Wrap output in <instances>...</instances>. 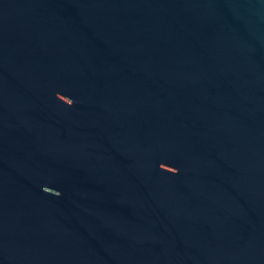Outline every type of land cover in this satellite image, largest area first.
Returning <instances> with one entry per match:
<instances>
[{
    "label": "water",
    "instance_id": "95a60500",
    "mask_svg": "<svg viewBox=\"0 0 264 264\" xmlns=\"http://www.w3.org/2000/svg\"><path fill=\"white\" fill-rule=\"evenodd\" d=\"M0 264H264V0H0Z\"/></svg>",
    "mask_w": 264,
    "mask_h": 264
}]
</instances>
